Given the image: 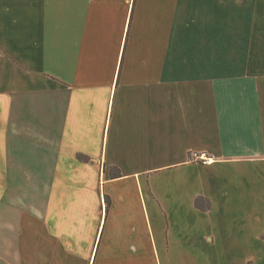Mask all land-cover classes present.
Here are the masks:
<instances>
[{
	"label": "crops",
	"instance_id": "0c3cea01",
	"mask_svg": "<svg viewBox=\"0 0 264 264\" xmlns=\"http://www.w3.org/2000/svg\"><path fill=\"white\" fill-rule=\"evenodd\" d=\"M0 264H264V0H0Z\"/></svg>",
	"mask_w": 264,
	"mask_h": 264
},
{
	"label": "built area",
	"instance_id": "2783aa9c",
	"mask_svg": "<svg viewBox=\"0 0 264 264\" xmlns=\"http://www.w3.org/2000/svg\"><path fill=\"white\" fill-rule=\"evenodd\" d=\"M191 159L203 162L204 164H208V163L211 162V159L208 158L207 156H205L204 154H198V153H195V152H193L191 154Z\"/></svg>",
	"mask_w": 264,
	"mask_h": 264
},
{
	"label": "rangeland",
	"instance_id": "374dc122",
	"mask_svg": "<svg viewBox=\"0 0 264 264\" xmlns=\"http://www.w3.org/2000/svg\"><path fill=\"white\" fill-rule=\"evenodd\" d=\"M237 1H238V7H239V6H242L245 0H237Z\"/></svg>",
	"mask_w": 264,
	"mask_h": 264
}]
</instances>
